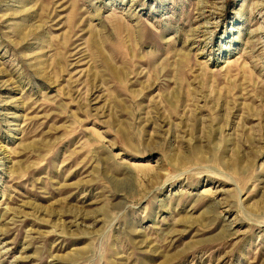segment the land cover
Returning a JSON list of instances; mask_svg holds the SVG:
<instances>
[{"label": "rangeland", "instance_id": "374dc122", "mask_svg": "<svg viewBox=\"0 0 264 264\" xmlns=\"http://www.w3.org/2000/svg\"><path fill=\"white\" fill-rule=\"evenodd\" d=\"M0 264H264V0H0Z\"/></svg>", "mask_w": 264, "mask_h": 264}]
</instances>
